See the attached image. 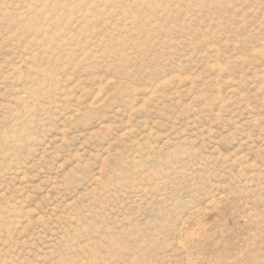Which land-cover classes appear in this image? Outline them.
Masks as SVG:
<instances>
[{
	"label": "rangeland",
	"instance_id": "obj_1",
	"mask_svg": "<svg viewBox=\"0 0 264 264\" xmlns=\"http://www.w3.org/2000/svg\"><path fill=\"white\" fill-rule=\"evenodd\" d=\"M0 264H264V0H0Z\"/></svg>",
	"mask_w": 264,
	"mask_h": 264
}]
</instances>
